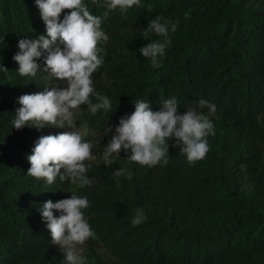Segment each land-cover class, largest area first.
Listing matches in <instances>:
<instances>
[{
    "label": "trees",
    "instance_id": "1",
    "mask_svg": "<svg viewBox=\"0 0 264 264\" xmlns=\"http://www.w3.org/2000/svg\"><path fill=\"white\" fill-rule=\"evenodd\" d=\"M84 2L96 15L107 11ZM155 15L177 24L159 68L139 52L159 39L143 36ZM102 27L109 39L92 78L113 111L93 115L81 105L77 120L101 134L97 159L111 135L104 128L114 130L136 98L156 110L176 96L181 112L199 97L215 103L209 151L189 163L169 140L168 163L149 167L121 150L109 166L93 161V183L81 189L27 175L35 140L66 129L11 127L17 98L51 80L45 72L20 76L13 60L21 37L46 31L38 6L0 0V64L8 68L0 72V264H62L37 205L70 196L66 190L90 202L84 213L95 237L82 245L87 264H264V0H141L126 12L109 11ZM120 167L132 170L130 180L113 175ZM138 208L147 218L132 225Z\"/></svg>",
    "mask_w": 264,
    "mask_h": 264
},
{
    "label": "clouds",
    "instance_id": "2",
    "mask_svg": "<svg viewBox=\"0 0 264 264\" xmlns=\"http://www.w3.org/2000/svg\"><path fill=\"white\" fill-rule=\"evenodd\" d=\"M34 2L46 31L36 38L21 37L13 60L18 63L16 72L20 76L36 77L38 72H45L51 80L46 84L51 86L17 98L20 106L15 109L11 127L20 129L28 125L40 129L55 126L66 130L41 135L35 140L27 155L30 163L27 175L42 179L48 185L58 179L74 189H81L93 183L88 175L93 161H102L103 165L109 166L121 150L130 153L127 155L129 162L149 167L167 164L169 140H172L171 147L178 146L189 163L205 157L210 147L207 138L215 135L212 118L216 115V104L199 97L198 104L186 106L181 112L178 98L171 96L160 101L156 110L149 99L136 98L134 111L122 115L114 130L111 126L104 128V134L111 135L98 160L94 149L100 147L101 134L97 135L87 121L78 124L77 120L81 105H86L93 115L113 111L111 97L97 91L92 78L104 60L101 45L109 39L102 23L109 11L126 12L138 6L141 0H94L107 10L103 15L90 11L84 0ZM176 29L177 24L162 15L149 19L143 36L149 38L150 34H155L159 39L149 38L139 52L153 68L161 66L160 60L171 42L169 33ZM7 71L8 68L0 64V72ZM205 107L206 112L200 110ZM113 175L130 180L133 172L120 167ZM116 186H120L119 180ZM66 191L71 195L56 201L47 199L37 205V210L46 222L50 243L58 245L64 253L62 264H87L82 245L95 237L84 213L90 202L87 195H79L75 190ZM146 218L143 209L138 208L131 224H141Z\"/></svg>",
    "mask_w": 264,
    "mask_h": 264
},
{
    "label": "rangeland",
    "instance_id": "3",
    "mask_svg": "<svg viewBox=\"0 0 264 264\" xmlns=\"http://www.w3.org/2000/svg\"><path fill=\"white\" fill-rule=\"evenodd\" d=\"M95 150V149H94Z\"/></svg>",
    "mask_w": 264,
    "mask_h": 264
}]
</instances>
